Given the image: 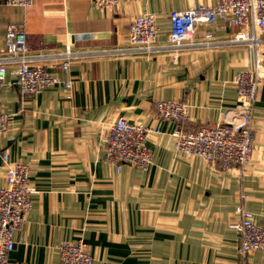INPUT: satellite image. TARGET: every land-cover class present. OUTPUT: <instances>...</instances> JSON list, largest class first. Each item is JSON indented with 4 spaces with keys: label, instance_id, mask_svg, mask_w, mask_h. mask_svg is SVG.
Listing matches in <instances>:
<instances>
[{
    "label": "crops",
    "instance_id": "obj_1",
    "mask_svg": "<svg viewBox=\"0 0 264 264\" xmlns=\"http://www.w3.org/2000/svg\"><path fill=\"white\" fill-rule=\"evenodd\" d=\"M219 0H123L100 9L90 0H33L28 9L0 7V50L7 29L21 25L36 63L59 83L22 95L8 74L0 111V187L9 164L29 166L32 208L15 234L9 264H63L59 247L84 240L93 264H264V249L243 258L231 225L241 208L264 226V78L254 111V150L245 170H222L178 152L175 133L225 123L239 102L235 77L252 65L247 46L184 51L178 65L169 53L87 56L68 72L48 56L113 49L127 44L132 21L156 17L158 40L167 43L170 13ZM219 41L239 28L214 25ZM264 38V34H262ZM264 48V45H263ZM69 82L70 87L65 83ZM180 101L189 120L172 122L157 102ZM124 117L153 129L150 171L120 168L105 158L109 127Z\"/></svg>",
    "mask_w": 264,
    "mask_h": 264
},
{
    "label": "built area",
    "instance_id": "obj_2",
    "mask_svg": "<svg viewBox=\"0 0 264 264\" xmlns=\"http://www.w3.org/2000/svg\"><path fill=\"white\" fill-rule=\"evenodd\" d=\"M100 9L119 6L123 0H90ZM33 0H0L1 6L28 9ZM171 32L167 43L158 40L156 17L144 13L136 17L130 27L125 46L113 49L74 52L67 47L49 58L62 61L68 72L74 60L89 56L158 55L169 53L173 63L179 64L184 51L219 48L225 45L247 46L252 51V65L235 77L239 102L228 120L219 125H207L196 131H177V150L188 156H198L222 170H245L254 150V111L261 81L264 78V0H219L215 7L206 5L170 13ZM222 21L228 28L237 27L230 39L217 40L214 25ZM27 33L21 25L7 29L6 46L0 50V99L8 74L15 76L22 95H37L59 83L51 72L36 62L45 55L29 54ZM70 87V83H65ZM158 116L176 123L189 120V108L180 101L157 102ZM9 115L0 111V134L7 130ZM153 129L117 118L109 127L105 158L116 164L137 166L150 171L154 155L149 146ZM35 193L29 180V166L21 162L9 164L6 184L0 187V264H9V255L15 248V234L21 229L32 208ZM239 221L231 228L240 234L239 254L245 258L255 250L264 249V226L253 220V214L240 209ZM63 264H93L89 245L84 240L64 242L59 247Z\"/></svg>",
    "mask_w": 264,
    "mask_h": 264
}]
</instances>
